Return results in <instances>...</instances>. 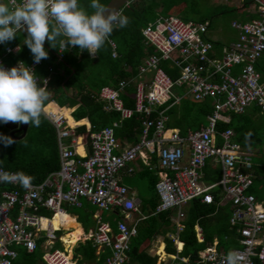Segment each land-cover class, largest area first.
<instances>
[{
  "label": "built area",
  "instance_id": "2783aa9c",
  "mask_svg": "<svg viewBox=\"0 0 264 264\" xmlns=\"http://www.w3.org/2000/svg\"><path fill=\"white\" fill-rule=\"evenodd\" d=\"M251 2L255 4L257 16L243 22L231 21L236 38L216 58L212 56L211 41L204 37L206 22L165 15L141 28L144 44L151 46L155 54L148 55L138 66L139 75L150 71L151 78L148 82L134 84L133 107L124 106L119 99V92L127 86V81H119L115 88L101 86L94 93L95 100L103 102L106 111L118 113L120 119L134 113L142 116L140 136L128 148L116 152L119 144L113 128L119 126L118 121L96 131L86 127L84 137L75 133L78 127L75 121L67 122L63 107L52 100L46 103L42 117L54 130L58 167L41 182H31L28 187L17 182H0V264L12 263L16 257L15 247L32 252L38 240L44 249L42 264H76L67 250L54 246L59 239L56 234L59 226L53 228L50 221L55 214L64 213L62 206H79L80 199L98 210L119 215L112 231L107 222L94 214L95 226L88 238L98 252L108 250L104 264L127 262L129 241L136 234L132 213L137 203L127 187L119 182L117 174L124 169L132 170L129 164L138 155L143 154L146 160L151 153L157 162L155 173L158 176L154 183L158 198L154 213L174 211L170 217L173 232L167 235L174 253H164L163 258L158 256L160 263L169 259L170 264H227L228 253L234 252L239 264H264V206L248 191L254 177L252 159L246 149L231 139V129L215 134L213 128L216 120L226 121L223 114L230 111L240 114L247 108L257 107L264 114V83L255 69L264 51V0ZM109 44L113 49V43L109 41ZM17 49V45L0 44V66L5 70L22 62L4 61ZM161 61H168L177 69L176 78L171 79L164 72ZM24 65L35 72L39 63L32 60ZM234 67L237 69L232 72ZM36 76L38 85L44 87L47 78ZM173 86H183L184 95L191 100L209 98L212 101V111L206 116L204 127L180 135L176 129L165 126L166 117L157 107L170 98L173 103L178 101L179 96L172 92ZM151 113L156 116L150 117ZM82 139L87 144V154H79L75 149ZM144 164L149 171L154 168L147 162ZM206 164L217 169V180L206 182L203 179ZM0 170L15 173L2 167ZM193 198L215 206L225 200L229 203L228 224L234 227L239 247L225 253L216 248L213 239L210 246L197 251L196 261L179 255L181 243L177 235L182 230V206ZM39 210L50 215H42ZM194 234L196 241L201 242L200 228H194Z\"/></svg>",
  "mask_w": 264,
  "mask_h": 264
},
{
  "label": "trees",
  "instance_id": "16d2710c",
  "mask_svg": "<svg viewBox=\"0 0 264 264\" xmlns=\"http://www.w3.org/2000/svg\"><path fill=\"white\" fill-rule=\"evenodd\" d=\"M99 2L105 5L108 0H99ZM196 2L197 0H129L128 4L119 10L122 15L128 18L127 26L117 27L108 42L94 57H90L87 50L81 52L78 46L67 48L59 56L57 49L51 48L46 41L44 48L48 52V58L40 61L35 73L40 78H47L46 87L51 91L50 100L60 107L75 106L71 116L76 120L85 118L89 123V131H96L116 119L117 115L114 112L105 113L101 103L95 100L94 92L103 85L116 86L119 80L134 77L137 67L140 66L144 57L153 51L150 46L144 44L140 34L141 28L147 23L153 22L158 16L174 15L187 21L192 14L198 13L195 9ZM245 2L244 5L248 7L249 4ZM90 3L91 0H79L80 6L89 13L93 11L89 7ZM253 5L254 12L250 14L249 20L257 16L255 4ZM193 20V22H205L207 17L200 14ZM26 36V32L17 33L15 39L5 43L10 46L18 45L19 50L14 54H8L4 58L6 63L16 60L30 63L33 60L30 50L24 44ZM109 41L115 46L114 57L110 55ZM167 64L168 62L161 61L160 67L171 79L176 78L177 69H172ZM236 69L235 67L232 68V72H235ZM255 69L260 75V81L264 83V51L256 61ZM184 91L183 86H173L172 92L179 96L178 101L173 103V99L170 98L157 107L158 110H163L162 113L166 117L165 125L178 128L180 133L186 129L194 130L204 127L207 124L206 116L210 115L212 111V101L209 98L199 101L191 100L184 95ZM132 92L133 86L129 84L120 95L123 105L129 108L133 106ZM223 115L227 120L215 121L213 126L215 134L225 129H231L233 132L231 139L244 149L254 145H262V143L264 146V114L260 113L257 107L247 108L240 114L230 111ZM154 116H156L155 113L150 114V117L154 118ZM141 118L140 114L134 113L129 118L124 119L118 129L114 131L115 139L119 143L122 142V139L130 142L136 141L141 130ZM19 132H14V136L11 138L14 142L7 147L0 140V167L15 173L23 172L33 177L32 183H39L49 172L58 167L54 130L41 116L39 127L27 125L24 136L17 139ZM76 132L81 133L84 137L87 135L83 125L76 127ZM0 137H9L3 124H0ZM216 138L219 139L217 136ZM256 158L257 160L252 166L254 177L248 191L264 206V155ZM151 160L154 161V159ZM210 166V164H206L203 168V179L206 182H213L218 179L217 169ZM136 175L145 180L147 194L140 195L137 211L132 213L133 218H140L135 222L136 234L129 241L128 261L123 264H153L155 256L148 254L145 248L154 236L165 231L161 228L163 224L168 222L171 210L154 213L158 202L154 191L155 173L143 167ZM81 206L82 204L79 207ZM184 206H186L184 208L185 215L181 221L183 227L177 236L178 242L181 243L179 255L187 257L192 262L196 261L197 251L210 246L214 238L216 239V248L222 249L225 253H228L232 247H239L234 227L228 224L230 205L226 200L215 206L214 204L200 203L197 198H193ZM39 213L44 212L39 210ZM92 215L93 211H90L76 217L78 222H82L84 231L88 226L94 224ZM195 223L201 230V242H197L195 238L193 230ZM109 224L113 228L114 224L110 221ZM62 241L70 244V239L66 238L65 235L62 236ZM163 241L165 252L174 253V246L170 240L163 238ZM40 242L41 240L36 242L35 249L30 253L22 247H15L16 257L11 264H39L41 262ZM54 246L61 248L58 242ZM160 251L161 246L158 247V252ZM94 252L95 247L90 239H86L73 246L72 257L76 264H104L103 257L107 251L102 252L98 257ZM168 263L170 264V260L166 259L160 264Z\"/></svg>",
  "mask_w": 264,
  "mask_h": 264
},
{
  "label": "clouds",
  "instance_id": "9594fccd",
  "mask_svg": "<svg viewBox=\"0 0 264 264\" xmlns=\"http://www.w3.org/2000/svg\"><path fill=\"white\" fill-rule=\"evenodd\" d=\"M89 7L93 9L91 13L80 6L79 0L0 2V44L12 41L17 33L26 32L24 44L36 64L48 58L44 48L46 41L59 52L78 46L81 52L87 50L95 55L117 27L127 26L128 18L118 11H109L99 0H91ZM43 84L44 87L38 85L34 70L23 62L8 70L0 66V124L11 122L39 127L44 107L51 97L47 81ZM0 140L5 147L14 142L9 137H0ZM32 179L23 172L0 170V182H17L28 187ZM227 264H239L236 253H228Z\"/></svg>",
  "mask_w": 264,
  "mask_h": 264
},
{
  "label": "crops",
  "instance_id": "0c3cea01",
  "mask_svg": "<svg viewBox=\"0 0 264 264\" xmlns=\"http://www.w3.org/2000/svg\"><path fill=\"white\" fill-rule=\"evenodd\" d=\"M246 1V2H245ZM220 0V2L219 3H227V4H234V5H237V6H235L236 7V14H238V15H240L242 18L241 19H237V20H235V19H232L231 21H237V22H243V21H248L249 19H250V14L252 13L253 14V12H254V5L252 4V2H251V0ZM244 2L246 3V4H249L248 5V7L246 6V5H244ZM128 4V3H127ZM231 21H230V23H231ZM206 23H207V30H206V33H205V35H204V37L206 38V39H208V40H210L211 41V43H212V56L213 57H219L220 55H221V53H222V50H223V48H225L227 45H229L231 42H233L234 41V38H236V31L234 30V33H235V35H234V38L233 39H231V38H228V36H226L225 34L223 35V33L221 32V29H210L209 28V26H210V23H208L207 21H205ZM230 23H229V26H230ZM230 28H231V26H230ZM141 34V33H140ZM143 38V37H142ZM110 45V44H109ZM18 46V45H17ZM113 46H114V44H113ZM146 46H148V45H146ZM151 47V46H150ZM110 48H111V45H110ZM152 48V47H151ZM152 50H153V48H152ZM110 55H111V53H112V51L114 52V55L112 56L111 55V57H114L115 56V46L113 47V49L111 48L110 49ZM151 54H155V52H154V50L152 51V53ZM148 55H150V54H148ZM148 55H146L145 57H144V59L148 56ZM143 59V60H144ZM143 60H142V63H143ZM166 62H168V61H166ZM142 63L140 64V65H142ZM169 63V62H168ZM150 78H151V72L150 71H145V72H143V73H141L140 75L138 74V67H137V72H136V75L134 76V77H130V78H126V79H123V80H119V81H127V86L130 84V85H132L133 86V89H134V84L135 83H137L138 81H142V82H148L149 80H150ZM137 79V81L135 82V80ZM118 81V82H119ZM118 82H117V84H118ZM133 83V84H132ZM117 84H116V86H111L112 88H115V87H117ZM103 86H105V85H103ZM106 86H110V85H106ZM126 87V86H125ZM124 87V88H125ZM124 88H123V90H124ZM123 90L121 91V92H119V99L121 100V98H120V95L122 94V92H123ZM97 91V90H96ZM95 91V92H96ZM94 92V93H95ZM132 94H133V92H132ZM97 101V100H96ZM99 102V101H98ZM121 102H122V100H121ZM101 103V106H102V110L105 112V113H113V111H106L105 109H104V103L103 102H100ZM123 103V102H122ZM63 108H64V110H62V113L63 114H65V117H66V119H68V123L69 124H72V120L73 121H75L76 122V125H78V126H81V125H83L84 126V131L86 132L87 131V129L89 128V123H88V121L85 119V118H82V119H79V120H76V119H74L72 116H71V112H72V110L74 109V107L75 106H73V107H70V108H68V107H64V106H62ZM127 107V106H126ZM133 107V106H132ZM132 107H130V108H132ZM114 113H116V112H114ZM116 115H117V118L116 119H114V120H112L108 125H106V126H110L111 125V123L113 122V121H118L119 122V126H120V124H121V122L124 120V119H127V118H124V119H120L119 118V115H118V113H116ZM118 126V127H119ZM166 126V125H165ZM77 127V126H76ZM86 127H88V128H86ZM118 127L117 128H113V131H115V129H118ZM166 127H168V126H166ZM26 128H27V126H26ZM168 128H171V127H168ZM173 129H176L177 131H178V133L180 134V135H184L187 131H189V130H191V129H186L183 133H180V131L178 130V128H173ZM7 131H8V136H9V130L7 129ZM141 131V130H140ZM139 131V133H138V135H137V140H138V138H139V136H140V132ZM14 132H16V130H13V135L12 136H9L10 138H12L13 136H14ZM20 133L21 132H19L18 133V136L20 135ZM75 133L76 134H78V135H82L81 133H77L76 132V128H75ZM24 136V135H23ZM22 136V137H23ZM115 136V135H114ZM21 137V138H22ZM82 138H83V136H82ZM137 140L136 141H134V142H130V141H127V140H123L122 139V142L121 143H119L117 140V142H118V144H119V147H118V149L116 150V152H118V151H120L121 149H125V148H128V147H130V146H132L133 144H135L136 142H137ZM76 151H77V153H79V154H87V152H88V148H87V144L85 143V141H84V139H82L81 141H80V144L79 145H76ZM58 158V157H57ZM151 159H154V161H152ZM144 162H147L149 165H151V166H153L154 168L152 169V170H150L151 172H153V173H155V166H156V164H157V162H156V159H155V156H154V154H149V157L145 160V158L143 157V154H141V155H138L135 159H134V162H132L131 164H129V166L132 168V170H130V171H127L126 169H124V170H121V171H119L118 172V174H117V178H118V180H119V182L121 183V184H123L124 186H126L127 187V189H128V192H129V195L131 196V197H133L134 199H135V201H136V208H137V206H138V204H139V199H137L136 197H137V195L139 194L138 193V190H137V188L135 187V186H132V187H129V186H127L124 182V180L126 179L125 177H129V176H135V177H137V175H136V173L139 171V170H141L143 167L145 168V169H147L146 168V166H145V164H144ZM149 171V170H148ZM203 174H204V172H203ZM155 175H156V180L158 179V176H157V174L155 173ZM156 182V181H155ZM136 185V184H135ZM155 191V190H154ZM86 202V201H85ZM80 205H81V202H80ZM79 205V206H80ZM91 205V204H90ZM78 207V206H77ZM186 206H182V211H183V213H184V215H185V210H184V208H185ZM41 211H43V210H41ZM136 211H137V209H136ZM44 213H41L42 215H45V216H49L50 215V213H48V212H45V211H43ZM64 214H66L65 212H64ZM94 214H96V213H93V215ZM67 215V214H66ZM93 215H92V218H93ZM112 215H114V214H112ZM174 215V211L173 210H171V214H170V216H169V220H168V222L166 223V224H163V227L161 228V229H164L165 231L164 232H160V233H158L156 236H154V238H156V240H158L157 242H158V244H157V247L153 250V252L152 253H148L147 251V253L148 254H151V255H154L155 256V261H154V263L153 264H159L160 263V261L158 260V256H160V257H164V253H166L165 252V249H164V241H163V238H167V239H169L168 237H167V235L169 234V233H172L173 232V226H172V222H171V220H170V217H172ZM75 217L76 216H69V215H67L66 217H64V218H62V220L60 221V222H58V223H55V224H57L58 226H59V229H58V231L56 232V234L59 236V239L57 240V242L61 245V248H59V249H65V250H67V252H68V254L71 256V258L75 261V259L72 257V248H73V246L77 243V242H82V241H84V240H86V239H89L88 237H89V234L93 231V229H94V226H95V222H94V224L92 225V226H88L87 227V229H86V231H83V228L81 227V225L79 224L80 222H78L77 220L75 221ZM112 218H113V216H111ZM184 217V216H183ZM132 218H133V216H132ZM139 218L140 217H134L133 218V220L134 221H136L137 222V220H139ZM142 218V217H141ZM118 220V217L116 218V220H115V223H116V221ZM182 219L180 220V223H181V225H182ZM105 222H107L108 224H109V222L107 221V220H105ZM115 223H113L114 225H113V228H111V226H110V224H109V226H110V228H111V230L113 231L114 229H115ZM167 225H169V227L167 226ZM182 227H183V225H182ZM196 227H198V228H200L196 223L193 225V230H194V228H196ZM171 228V229H170ZM78 234V239H76L75 237H74V234ZM65 235V237L66 238H69L70 239V244H66V243H64L63 241H62V236H64ZM86 235H87V237H86ZM80 236L82 237V239H80ZM178 236V235H177ZM153 238V239H154ZM158 238V239H157ZM152 239V240H153ZM215 239V238H214ZM77 240V241H76ZM151 240V241H152ZM216 240V239H215ZM74 241H76L73 245H72V243L74 242ZM171 242V241H170ZM71 245V246H70ZM159 246H161V251L160 252H158V247ZM39 250H40V260H41V254H42V252L44 251V249H43V246H42V243L40 242V245H39ZM104 251H107V253L104 255V257L106 256V255H108V250L107 249H103V251H97V249H95V255H97V257H98V255L99 254H101L102 252H104ZM104 257H103V263H104ZM39 264H42V260H41V262L39 263Z\"/></svg>",
  "mask_w": 264,
  "mask_h": 264
},
{
  "label": "rangeland",
  "instance_id": "374dc122",
  "mask_svg": "<svg viewBox=\"0 0 264 264\" xmlns=\"http://www.w3.org/2000/svg\"><path fill=\"white\" fill-rule=\"evenodd\" d=\"M218 1L220 2V0H197V2L195 4V9L197 10L198 13H196L195 15L192 14L190 16V19H192V20L196 19L198 15L203 14L207 17V22H210V26H209L210 29H221V32L223 33V35L225 34L226 36H228V38L233 39L234 35H235L234 29L232 27L230 28L229 23L232 19L237 20V19H241L242 17L240 15L236 14L237 11H236L235 6H237V5L227 4V3L221 4ZM224 10H227V11H224ZM222 11H224V12H222ZM192 20H190V21H192ZM167 65L170 68L174 69V67L170 63H168ZM246 153L250 155V157L252 159V163L256 162V160H257L256 157L264 155L263 143H262V145H254V146H250V147L246 148ZM125 178L126 179L124 180L125 181L124 183L127 186H129V187L135 186L137 188L138 193H139V195H137V197H136L137 199H139L140 195H146L147 194L146 184H145V180L143 178H138L135 176H129V177H125ZM80 202L82 204L81 207L69 205V206H62L61 209L67 215L76 216V217L79 215H82L84 213H88L90 211H93V213L98 214V216L100 217V219L102 221L107 220L108 222L110 221L111 223H115L116 218L119 216V215H117V216L112 215L111 213H109L108 211H105V210H98L93 205L86 203L85 200H83V199H80ZM111 216H113V218ZM76 217H75V221L77 220ZM61 220H62V217H58L55 215L51 219V221L54 224L60 222ZM83 222H85V221L83 220ZM79 224L81 225V227L83 228V231H84V226L82 225V222H80ZM167 226L169 227V225H167ZM262 232L264 233V229ZM86 237H87V235H86ZM80 239H82L81 236H80ZM76 241H74L72 243V245ZM157 241L158 240H156V238H154L150 242V244L145 248V250L148 253H152L153 250L157 247V244H158Z\"/></svg>",
  "mask_w": 264,
  "mask_h": 264
},
{
  "label": "water",
  "instance_id": "95a60500",
  "mask_svg": "<svg viewBox=\"0 0 264 264\" xmlns=\"http://www.w3.org/2000/svg\"><path fill=\"white\" fill-rule=\"evenodd\" d=\"M128 2L129 0H108L105 6L108 7L109 11H119L120 8L126 5ZM3 126L9 130V136L13 135V130L20 131L21 132L20 135L16 137L17 139H19L25 134L27 125L13 124L9 122L7 124H3Z\"/></svg>",
  "mask_w": 264,
  "mask_h": 264
},
{
  "label": "bare ground",
  "instance_id": "6f19581e",
  "mask_svg": "<svg viewBox=\"0 0 264 264\" xmlns=\"http://www.w3.org/2000/svg\"><path fill=\"white\" fill-rule=\"evenodd\" d=\"M62 114H63V113H62ZM63 115L65 116V114H63ZM65 118H66V117H65ZM67 122H68V119H67ZM55 216H58V217H62V218H64V217H66L67 215L61 212V213L55 214ZM50 223H51V226H52L53 228L57 226V224H54L52 221H50ZM74 237H75L76 239H78V234H77V233L74 234Z\"/></svg>",
  "mask_w": 264,
  "mask_h": 264
}]
</instances>
